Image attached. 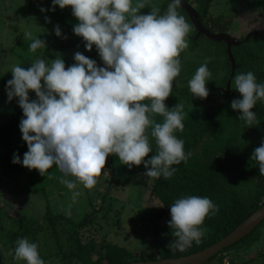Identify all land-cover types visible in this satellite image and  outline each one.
Returning <instances> with one entry per match:
<instances>
[{
    "label": "clouds",
    "instance_id": "9594fccd",
    "mask_svg": "<svg viewBox=\"0 0 264 264\" xmlns=\"http://www.w3.org/2000/svg\"><path fill=\"white\" fill-rule=\"evenodd\" d=\"M56 6L71 7L78 21L73 33L83 38L86 50L95 45L104 66H97L80 52L67 68L59 55L50 63L38 57L27 68L12 66L6 93L9 101L18 98L23 112L19 129L28 148L22 161L14 153L12 163L36 169L41 176L56 167L63 174L60 182L69 190L77 184L86 189L95 187L110 154L129 168L143 164L147 177H172L176 171L172 166L191 155L185 153L184 141L174 135L184 129V104L177 103L171 109L165 104L180 75L179 57L189 47L187 35L192 30L177 11L182 0H170L163 14L155 4L147 14H141V9L149 7L148 0L135 4L133 0H52L48 11ZM45 20L50 22L48 17ZM53 31L61 37L59 25ZM24 35L32 41L30 51L46 48V42L31 32ZM207 63L188 82L193 96L200 99L209 95L206 83L212 73ZM234 86L241 98L233 99L230 107L239 111V119L247 127L254 126L259 119L251 109L264 101V83H257L256 75L249 71L236 75ZM30 91L35 99L30 98ZM156 115L164 118L162 123L156 121ZM149 135L155 138L157 151L145 160L153 151ZM251 159L264 176V141L254 149ZM79 195L73 191V202ZM218 211V205L208 197L177 199L170 206L168 225L176 239L169 246L182 251L193 241L200 243L205 233L200 226ZM38 248L27 238H18L15 259L46 264Z\"/></svg>",
    "mask_w": 264,
    "mask_h": 264
},
{
    "label": "rangeland",
    "instance_id": "374dc122",
    "mask_svg": "<svg viewBox=\"0 0 264 264\" xmlns=\"http://www.w3.org/2000/svg\"><path fill=\"white\" fill-rule=\"evenodd\" d=\"M136 2L137 0H133V4ZM164 2L165 0H148L149 7L141 9L140 13L147 14L150 11V6L155 4L160 6L161 14H163L168 6L163 5ZM244 2L248 3V6L254 7L259 3H264V0H216L211 6V12L214 15L223 16L235 14ZM41 8L46 11L41 12ZM50 8H52V0H0V126L7 124L11 119V103L15 97L11 101L8 100L6 84L8 80L12 79L10 71L13 65L19 64V66L27 68L38 57L50 63L59 55L65 61L67 68L75 63L74 54L80 52L95 60L97 66H104L95 45L91 51L85 49V41L76 42L62 49L57 46L77 35L73 33V30L68 29L66 8L60 9L59 6H56L54 11H48ZM177 11L192 25V30L187 35L189 47L180 54L181 72L173 82L172 94L165 100L166 106L171 101L175 102L177 98L173 97L180 95L178 90L188 86V82L196 70L206 61L208 63L215 62L217 66L209 70L212 75L206 86H220L227 71L223 44H211L206 36H203L199 39L198 46L192 47L193 41L200 36L197 37V32L194 31L195 28L187 12L182 8H178ZM45 17H48L50 22H46ZM56 25L60 27L61 37H57L53 31ZM26 31L31 32L33 37L44 40L46 48L37 49L35 52L30 51L29 45L32 41L25 38ZM51 45L54 47L48 50ZM233 87H235L234 84ZM29 96L32 99L36 98L31 91ZM211 96L220 98L219 92L212 89L209 90V95L205 99H210ZM186 100L187 96L183 99L179 97L178 103L184 104ZM201 100L204 101V99ZM188 101L190 105L194 106L200 103V98L193 96L187 100V104ZM225 103H227L226 100ZM22 118L23 113L18 120V125L10 135L11 142L0 143V264H26L25 261L15 259V248L9 241L11 231H20L23 226L33 222L43 223V221H47L46 216L49 212L63 214L73 221H78L95 205L98 206L102 203L107 210V216L103 215L105 208L102 209L103 212L96 216L97 222L94 226L82 230V239L85 240L93 236L97 243L103 239L126 248L133 258L148 260L151 257L152 230L157 222L156 207L158 202L150 196L148 188L142 186L139 166L133 165L129 168L122 164L117 156L110 154L106 159L102 174L97 178L98 182L95 187L86 189L82 184H77L76 189L69 190L60 182L63 174L56 167L49 169L44 176H41L36 169L29 170L22 164L12 163L14 153L19 155L22 161L24 153L28 150L19 129ZM154 118L161 123L164 119L159 115ZM242 125L248 128L244 129L241 135L246 137L251 127H247L245 123ZM150 131L151 129H149V134ZM254 137L252 136L250 139L253 140ZM149 141L154 148L156 146L155 138L149 135ZM113 173L117 175V178L114 177L115 179L111 183L109 181L112 180ZM67 179H74V177H67ZM247 179L244 184L245 189H250L254 181L250 175ZM73 191L81 193L75 202L72 200ZM69 204H71L70 210ZM118 218L121 220L120 226L115 224ZM43 227L46 230L44 229L34 240L29 241L38 244L40 257L46 264H57L58 258L55 256L52 260L44 258L55 252H59L57 256H60L62 251L68 247L66 236L61 234L63 228L65 230V226L58 225L56 228L61 237L60 240L63 241V243L59 241L62 246L59 243L57 248L50 246V243L54 247L58 243H55L56 239L52 240L53 236L49 233L50 230L49 227L47 228L46 222ZM47 240L50 242L49 247L45 245ZM202 264H264V220L248 235Z\"/></svg>",
    "mask_w": 264,
    "mask_h": 264
},
{
    "label": "trees",
    "instance_id": "16d2710c",
    "mask_svg": "<svg viewBox=\"0 0 264 264\" xmlns=\"http://www.w3.org/2000/svg\"><path fill=\"white\" fill-rule=\"evenodd\" d=\"M183 1L198 11L199 20L205 28L213 33H228L239 41L238 45L232 46L236 69L231 82V90H235L233 87L234 77L249 71L256 75L257 83H264V3L250 7L248 3L244 2L237 13L223 16L214 15L211 12V6L216 0ZM169 3V0H165L163 5ZM65 8L68 11V29L73 30V26L78 21L72 15L71 7ZM182 10L184 9L182 8ZM253 30L260 35H253L245 40L247 33ZM194 31L197 32L196 29ZM203 36L205 37V35H200L197 40L193 41L192 47L198 46L199 39ZM206 39L211 44L222 43L224 46L223 54L227 71L223 83L220 86H206L208 90L212 89L219 92L220 98L211 96L210 99H204V101L200 99L199 104L192 106L189 101L187 104V100L193 97L189 86H187L178 90L180 95L173 97L177 98L174 103L171 101L167 105L171 109L178 103L179 97L183 99L187 96V100L184 102V129L182 132L176 130L174 135L184 141V151L191 155L187 161L172 166L176 171L168 179L163 176L159 179L147 177L144 175L147 169L144 168L143 164L139 166L142 186L148 188L150 196L158 202L156 207L157 222L152 230L151 257L148 260L174 258L202 250L221 240L264 203V176L259 174L257 162L251 159L254 149L264 141V101H258L251 109L256 113L259 120L254 122V126L250 128L252 131L250 130L246 137L241 136L244 129L248 128L242 125L245 122L239 119V111L230 107L237 91L235 90L236 94L233 97L222 91L231 72L226 44L212 41L207 37ZM82 41L84 40L80 36L70 37L67 42L57 46L62 49ZM51 47L54 45H51L48 50ZM207 66L209 70L217 67L216 63L212 61L207 63ZM226 97L228 99H225ZM240 98L241 96L238 99ZM10 111V121L0 126V143L3 142V144L11 142L10 135L18 125V120L23 113L18 105V98L15 97L12 101ZM252 136H255L253 140L250 139ZM156 151L157 146L144 159H150L152 155L156 154ZM249 175L254 184L250 189H245L244 184ZM114 177L117 178L115 173L109 182L112 183ZM192 195L210 198L218 205L219 211L215 216L206 217L200 226L205 230L201 242L193 241L190 246H186L181 251L169 246L176 239L172 234L174 230L168 225V221L171 219L170 206L177 199ZM104 208V203L95 205L78 221H73L63 214L49 212L46 216L47 221H43V223L33 222L23 226L20 231H11L9 241L15 248L18 238L34 240L41 231L46 230L43 227L44 222H46L47 228L49 227L50 230L49 233L53 236L52 240L56 239L55 243L58 244H55V247L51 245L47 236L48 240L45 245L49 247L48 244L50 243L53 248L58 247L59 241L62 240H60L61 237L56 228L58 225H62L65 226V230L63 228L61 234L66 236L68 247L62 251L60 256H57L59 252L50 253L44 258L45 260H52L54 256L58 258L57 264H125L144 260L133 258L130 251L112 242L102 239L101 242L97 243L93 236L85 240L82 239V230L94 226L97 222L96 216L103 212L102 209ZM106 211L105 208L103 215L107 216ZM161 220L163 221L160 222ZM120 223V218L116 219L115 224L120 226ZM62 243H60L61 246Z\"/></svg>",
    "mask_w": 264,
    "mask_h": 264
},
{
    "label": "water",
    "instance_id": "95a60500",
    "mask_svg": "<svg viewBox=\"0 0 264 264\" xmlns=\"http://www.w3.org/2000/svg\"><path fill=\"white\" fill-rule=\"evenodd\" d=\"M170 1V0H169ZM182 8L187 12L191 23L197 31V37L200 35H205L208 39L216 42H224L227 47L228 58L231 63V72L227 79L226 85L222 88V91L233 97L236 94L235 90H231V82L233 79V75L236 69V61L232 54V46H236L239 44L233 36L224 32L213 33L207 28H205L200 20L198 11L191 6L189 3L182 0ZM253 35H260L257 31H250L245 36V40L249 39ZM240 94L237 92L235 99H238ZM264 220V203L252 212L246 219H244L237 227H235L230 233L224 236L218 242L202 249L196 251L194 253L183 255L174 258H163L156 260H140L133 261L125 264H202L209 260L211 257L216 255L218 252L223 250L224 248L229 247L234 244L238 240L242 239L246 235H248L254 228L260 224Z\"/></svg>",
    "mask_w": 264,
    "mask_h": 264
}]
</instances>
